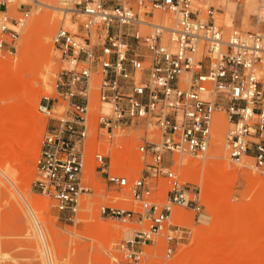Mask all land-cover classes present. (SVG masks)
<instances>
[{
  "label": "built area",
  "instance_id": "built-area-1",
  "mask_svg": "<svg viewBox=\"0 0 264 264\" xmlns=\"http://www.w3.org/2000/svg\"><path fill=\"white\" fill-rule=\"evenodd\" d=\"M17 2L0 0V49L7 53L17 50L33 9ZM221 9L208 0H70L61 11L83 18L53 38L63 66L57 96L38 105L49 124L34 187L69 220L93 191L85 180L92 162L112 187L129 188L140 210L100 207L102 216L142 225L120 241V264L171 257L185 232L171 222L174 206L202 213V187L174 166L177 155L208 157L224 125L218 113L227 118L230 160L251 158L264 175V0L249 29L218 23ZM119 137L151 158L141 175L130 177ZM160 241L162 254L148 249Z\"/></svg>",
  "mask_w": 264,
  "mask_h": 264
},
{
  "label": "rangeland",
  "instance_id": "rangeland-1",
  "mask_svg": "<svg viewBox=\"0 0 264 264\" xmlns=\"http://www.w3.org/2000/svg\"><path fill=\"white\" fill-rule=\"evenodd\" d=\"M51 1L58 7L67 5L62 0ZM255 1L248 5L247 0H242L234 6L225 0H208V4L223 9L227 3V9L233 13V22L230 24L216 14L218 23L249 29L252 15L258 12L260 5V0ZM20 3L33 9L18 39L17 50L7 53L0 49V66L16 65V72L22 76L26 86L33 90L17 98L23 103L22 109L34 107L36 115L30 116L17 110L20 120L0 132V264H120L118 259L122 252L117 249L120 241L125 239L124 230L131 228L135 231L142 225L133 220L127 222L102 216L100 207L105 204L140 210L129 188L112 187L106 177L96 171V164L92 162L87 167L85 180L93 186V191L83 195L77 220H69L65 213L56 208L50 196L34 187L38 175L37 159L49 124V118L38 110V105L46 96H57L56 83L63 66L53 38L61 26L71 27L76 18L81 20L83 16L77 17L71 13L65 15L58 10L62 14L59 17L53 7L41 4L35 6L31 0H18L16 6ZM218 12H224V9ZM156 15V19L163 16L158 11ZM39 18L48 21H41L40 25L34 26V21ZM48 22L56 27L50 37L44 35ZM48 46H52L51 51H48ZM22 58L24 65H18ZM16 99H0V106ZM58 109V112L62 110L61 107ZM218 114L225 123L220 129L222 144L217 143L215 136L206 159L191 155L176 157L174 168L181 173L182 179L202 187L204 208L199 215L191 208L174 206L171 222L173 225H181L185 232L176 243L175 253L168 258L156 257L157 264H264V234L257 240L235 235V225L223 219L224 215L229 214L236 221L245 214L248 219L243 222V230L251 229L259 205H264V175L252 167L251 158H245L243 164H236L229 159L224 147L228 122L224 113ZM16 133L20 135L14 136ZM117 139L125 142V163L130 177L141 175L145 162L151 158L144 159L138 154L128 142L129 139ZM8 142L13 146H7ZM217 149L221 154L213 156L212 153ZM204 169L210 171L205 172ZM11 173L15 176H11ZM257 179L262 181L256 182ZM159 182L161 187L166 186L165 179L161 178ZM26 197H38L44 203L43 209L36 214L46 215L43 219L38 217L45 242L37 230V220L32 217L26 204ZM203 213L210 216L208 225L201 222ZM104 223H108L109 227L101 232L99 227ZM218 223L224 225V228L218 226ZM215 224L211 232L202 230L212 228ZM200 245L202 249L198 250ZM163 248L162 241L157 247H148L158 254H162Z\"/></svg>",
  "mask_w": 264,
  "mask_h": 264
},
{
  "label": "bare ground",
  "instance_id": "bare-ground-1",
  "mask_svg": "<svg viewBox=\"0 0 264 264\" xmlns=\"http://www.w3.org/2000/svg\"><path fill=\"white\" fill-rule=\"evenodd\" d=\"M35 1H38L39 4H41V5H45V6H48L50 8L53 7L55 10H57L59 17L62 15L58 10L62 11V9H64V6H59L58 7L52 1H51V3H53V4H51L50 0H35ZM69 1L70 0H62L61 2L67 4ZM226 2L233 3L234 6H235L236 3H238L236 1H226ZM255 2H256L255 0H247V4L248 5H252ZM217 5H219V4H217ZM226 5H227V3L224 4V8H223L224 12L216 11V14H218V16L224 17L226 19V22L230 24V23L233 22V13L230 10L227 9ZM223 9H221V10H223ZM45 18H44V20H41L42 18L41 19L39 18V20L38 19L35 20L34 21L35 22L34 26L36 24H39V23H42V22H46L47 23L48 20H46ZM216 19H217V17H216ZM50 21H51V19H50ZM55 28L56 27L54 26L53 23L48 22L46 29H44V35L46 37H50L52 32H53V30ZM51 47L50 46L47 47L48 51L52 50ZM24 61L27 62L28 60H24ZM18 65H24L23 58H22V60H20L18 62ZM10 66L11 67H7L5 65H1L0 66V99H3V100L9 99V98H13V99L15 98L16 99L20 95L32 93L33 92L32 88H28L26 86L27 83L24 82L22 76L16 72V70H15V66L16 65L13 63V64H10ZM22 104H23L22 101L19 98H17L15 101H13V102H11L9 104L7 103L4 106H0V118L2 120V122L0 123V132H3L6 127L11 126L10 124H14V123H16L17 121L20 120L18 111H19V113L20 112H24L26 114H29L30 116H35L36 115V111H35L34 107H32L30 109H22ZM218 119H221L222 120L221 122L224 123V120H223V118H222V116L220 114H217V121H218ZM218 123H219V121H218ZM18 135H20V133L14 134V136H18ZM215 136H216L217 143H219V144L221 143L222 144L223 136H222L220 130H218L216 132ZM7 146H13V145L11 144V142H8ZM220 154H221L220 150H218V149L216 151H214V153H212L213 156H219ZM202 166H201V168H202ZM204 171L205 172L206 171H210V169H204ZM13 173H11V176L14 175ZM260 181H262V180L261 179H257L256 180V182H260ZM26 204L29 207V210L31 212L32 217L35 220H37V230H38L42 240L45 242L44 233H43L41 227H39L40 221L38 220V217H39V219L40 218L43 219V218H46V215H41L40 216V215L36 214L37 211L43 209L44 203H42L41 199L38 198V197H32V198H27L26 197ZM173 213H174V209H173ZM173 213H172V215H173ZM176 213H177V211H176ZM177 215H180V214L177 213ZM263 216H264V205H259V209H258V211L255 213V215L253 217L251 229L249 231H244L243 230L244 228L242 226L243 222H245V220L248 219V216L245 215V214L242 215L241 217H239V219L236 220V221H233L231 215H229V214L224 215L223 219H225V220H227L230 223L235 225V229H236V232L234 233L235 235L238 234L239 236H244L246 238L256 239L257 240L259 238H262L263 234H264ZM201 222H203L204 224L208 225L210 223V216L205 214V213H203L201 215ZM107 226L109 227L108 223H104L103 225H100V227H101V228L99 227L100 231L101 232H105ZM218 226H220L221 228H224V225H222L220 223H218ZM214 227H216V224L213 225L212 228H209V229H207V228L204 229L203 228L202 230H206L207 232H211ZM124 233H125L124 234V238L125 239H132L134 237V235H135L134 229H131V228H126L124 230ZM209 241H213V240L209 239ZM199 249H202V245H200L198 247V250ZM45 251H47V250L45 249Z\"/></svg>",
  "mask_w": 264,
  "mask_h": 264
}]
</instances>
